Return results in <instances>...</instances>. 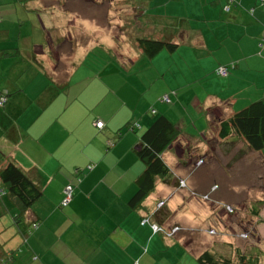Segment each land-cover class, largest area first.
<instances>
[{
	"label": "crops",
	"instance_id": "obj_1",
	"mask_svg": "<svg viewBox=\"0 0 264 264\" xmlns=\"http://www.w3.org/2000/svg\"><path fill=\"white\" fill-rule=\"evenodd\" d=\"M113 1L0 0V95L8 96L0 107V161L18 165L44 192L20 232H6L0 223V257L9 256L8 264H198L206 251L200 246H213L198 243L196 228L218 221L215 211L222 205L232 206L219 199L213 156L264 158L238 136L220 139L218 130L220 120L264 102L261 1L130 0L136 6L132 30L114 22ZM117 28L130 31L117 39L122 50L124 43L133 48L128 56H112L115 61L101 72L87 57L65 79L59 77L53 48L59 54L69 35L82 33L89 46L98 43L94 51H102L114 44L109 31ZM135 31L137 40L154 36L178 46L149 59L132 46ZM223 66L232 67L219 77ZM159 116L178 126V139L215 135L221 143L209 150L204 145L207 157L198 159L203 163L183 171L197 199L174 195L178 177L171 172L134 210L129 201L145 169L140 137ZM192 125L200 136L188 130ZM194 158L182 156L179 165H192ZM68 185L75 186L73 202L61 209ZM209 194L212 202L199 198ZM146 217L160 219L165 235L143 225ZM32 220L40 226L30 236ZM257 222H249L251 246L263 250L264 223ZM179 223L191 232L172 237L165 231ZM219 242L221 254L232 258L244 244Z\"/></svg>",
	"mask_w": 264,
	"mask_h": 264
},
{
	"label": "rangeland",
	"instance_id": "obj_2",
	"mask_svg": "<svg viewBox=\"0 0 264 264\" xmlns=\"http://www.w3.org/2000/svg\"><path fill=\"white\" fill-rule=\"evenodd\" d=\"M116 5L115 8L116 10L114 11V16L113 19L115 23H118V26L122 23H125L124 26L130 27L132 30V20L134 19V16L136 15V6L132 5V1L130 0H114L113 1ZM122 2V4L120 3ZM112 8V5L110 3V13L111 10L115 9ZM83 13V12H82ZM137 26V25H136ZM135 26V27H136ZM136 32V31H135ZM109 34L112 35V38L115 40L114 44L109 47H101L103 52H99L98 55H95V49L98 47V43L94 44V42H91V45L89 46L90 42L85 41L84 35L82 33H76V35L72 34V37L69 35V39L71 42H69L68 45L65 46V48H59L58 51L60 50L59 54L55 53L56 48H53L54 50V55H56V59L58 60V73L61 75L59 77L61 78H66V76L73 71L81 62L84 60V58L88 57V60H91V64L97 72H101L103 70L104 66H108V64H112L113 61H115L112 56L114 57H119L122 54L125 56L130 53V51L133 49L131 47H127L125 45V49L122 50V45L121 42H118L117 39L121 35H130V31H125L122 32L119 28L114 29L112 31H109ZM134 35V41L132 42L133 47L137 46V32ZM75 36H77L76 41H75ZM128 49V50H127ZM106 53H105V52ZM58 53V52H57ZM128 56V55H127ZM92 57V59H89ZM127 58V57H123ZM86 60V59H85ZM99 67V68H98ZM127 70V69H126ZM125 71V70H124ZM57 72V71H56ZM125 74L127 75V72L125 71ZM47 95V94H46ZM197 123V122H196ZM188 129L191 132H194V134L201 135L196 131V128L192 125ZM200 128V127H199ZM216 132V128H213ZM206 132V131H205ZM212 137V138H211ZM209 139H203L202 137H198L196 139H177L176 142L173 144V149L165 153V161L170 167V171L176 175L177 178V183H178V189L174 193L180 194L184 196V198H194L197 199L196 195L197 192L192 190L191 186L187 182V177H184L185 174H183V171H187L188 173L191 172V169L189 167H192L195 162L198 161L200 158H205L207 157V150L213 149V147L217 144L219 145V139H215V135L211 136ZM201 139V140H200ZM204 142V144H203ZM204 145H206L207 150H205ZM227 147L224 146L223 149ZM227 150H231V146L227 147ZM262 154H264V149L262 151ZM184 157L186 159L188 158H194L192 161V165L188 164L189 166H180L179 165V158ZM234 156V155H233ZM233 156H230L228 158L227 155H224L223 153L219 154L217 153V156H213L212 162L216 164V168L214 171V178L218 181H220L221 184V189L219 190V199L220 196L222 198V201L225 202V204L229 203L230 205H222V208H220L219 211H215L216 216L218 221H213L208 224H205V227L203 229H200V227L196 228L195 234L199 235V238H197L198 243H203L206 245H209L210 247L217 246L218 243L220 245L223 244L224 242H219L222 240L231 242L232 244H237L240 242L241 244L244 242L243 246L241 249L247 250V247L252 245V226L250 227L249 222L251 220H256L258 221L257 224H263L264 223V205H261V202L264 201V158L263 157H255L253 158H241V159H230ZM172 159V162H169V159ZM185 159V161H186ZM203 163V161L199 160L197 162V166H200ZM187 164V163H186ZM227 164H230V167L227 166ZM209 166H213L211 163L207 162L206 168L209 169ZM206 172V171H205ZM215 188L218 189V186ZM203 199H202V197ZM199 198L201 200H204L205 202H212L211 200V194L208 196L206 195H199ZM169 200V199H168ZM176 201V200H175ZM173 201V202H175ZM166 202H158L157 207L158 211L159 209H163L164 205ZM222 203V202H221ZM219 203V204H221ZM259 204V211L260 214L258 217L254 216L252 212V208L256 205ZM174 205L172 204L168 209H172ZM230 206V207H229ZM11 208V207H9ZM14 213L17 212L14 208L10 209ZM177 209H174L175 211ZM213 210V207H212ZM224 211V212H222ZM233 211L234 213H232ZM214 212V211H212ZM224 213V214H223ZM4 217L2 220L7 218V221H10V224L12 222V216L8 212V209L5 211ZM255 217V218H254ZM223 224L221 225V222ZM241 222V223H240ZM246 223V224H243ZM248 223V225H247ZM255 223V222H254ZM3 224V223H2ZM180 224V223H179ZM241 225H243V228H241ZM255 224V225H257ZM185 225V224H183ZM182 224L179 225V231L176 233H173L172 230L175 228L173 226L168 228L165 231H169L172 233V236L175 237V235H179L182 233H189L191 232L186 228V225L183 226ZM247 225V226H246ZM209 226L214 227V230L212 231V234L208 232ZM245 227V228H244ZM257 227V226H256ZM255 228V226H254ZM4 230L7 232L9 229L8 227L5 226L4 224ZM251 230V231H250ZM209 234H205V232ZM254 239V238H253ZM257 239V238H256ZM255 239V241H256ZM200 247H203V250H207L205 248L206 246L201 245ZM260 247L263 248L264 251V244H262ZM209 249V248H208ZM221 252L223 250H220Z\"/></svg>",
	"mask_w": 264,
	"mask_h": 264
},
{
	"label": "trees",
	"instance_id": "obj_3",
	"mask_svg": "<svg viewBox=\"0 0 264 264\" xmlns=\"http://www.w3.org/2000/svg\"><path fill=\"white\" fill-rule=\"evenodd\" d=\"M137 45L143 55L149 59L154 58L162 50L173 52L178 46L173 41H166L154 36L139 38ZM99 52L102 51L96 49L94 56L98 55ZM89 59H92V57ZM87 62L91 64V60H87ZM227 67L230 71L232 66ZM0 97V103L3 102L0 107H3L8 96L2 93ZM97 128L99 127L97 126ZM218 130L220 139L226 140L232 136H238L244 139L253 151L262 152L264 149V102H254L232 117L220 120ZM179 133L180 131L175 123L170 121L166 116H159L140 137L141 145L138 155L144 163L145 169L139 179L138 189L129 201V205L134 210L140 209L142 203L156 190L158 179H168V176L171 174L170 167L166 163L164 155L179 138ZM67 188L71 189V196L68 201ZM74 194V185H68L63 189V199L60 202L61 209L68 208L71 205ZM43 197V189L22 168L10 161L6 163H1L0 161V223L5 222L8 224L7 227L12 229L13 232H20L30 212L33 211L36 203ZM262 204L264 205V201L261 202ZM9 207L14 208L17 212L14 213ZM259 207L260 205L256 204L252 208V212L256 217L260 214ZM7 209L12 216L11 224L10 221H7V218L2 220L4 218L2 216ZM231 212L234 213L233 211ZM151 219L152 217L144 218L142 224L150 225V228L154 230L155 234L162 233L165 235L164 229L159 221L160 219H158L159 224L151 222ZM29 226L28 235L31 236V233L39 228L40 221L32 220ZM155 226L162 231H155ZM208 232L211 231L208 230ZM220 246L222 244L219 245L218 243V247H213L203 252L198 257V264H262L261 261L264 251L259 247L249 246L247 250L238 248L235 257L232 258V256L221 254L220 250L223 249ZM4 250V246L0 244V253ZM1 256L0 264L10 263L9 260L11 259L9 256L8 259L6 256L5 258H3V255Z\"/></svg>",
	"mask_w": 264,
	"mask_h": 264
},
{
	"label": "built area",
	"instance_id": "obj_4",
	"mask_svg": "<svg viewBox=\"0 0 264 264\" xmlns=\"http://www.w3.org/2000/svg\"><path fill=\"white\" fill-rule=\"evenodd\" d=\"M261 3L264 5V0H261ZM229 68L228 67H220L217 71H216V74L219 76V77H226L229 75ZM3 102L0 103V105H2ZM103 123L102 122H98L97 123V126L99 128H102L103 127ZM66 192L68 194V199L67 201L70 199V196H71V189L70 188H67L66 189ZM155 231H162L160 228H158L157 226L154 227ZM179 228L176 227L172 230L173 233H175L176 231H178ZM212 234V231L210 232ZM172 235V233L170 234V236Z\"/></svg>",
	"mask_w": 264,
	"mask_h": 264
}]
</instances>
